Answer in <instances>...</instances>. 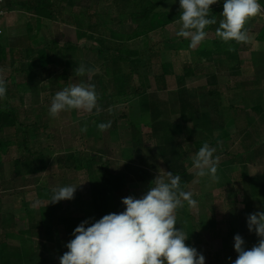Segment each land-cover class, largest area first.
Returning <instances> with one entry per match:
<instances>
[{
  "label": "rangeland",
  "instance_id": "374dc122",
  "mask_svg": "<svg viewBox=\"0 0 264 264\" xmlns=\"http://www.w3.org/2000/svg\"><path fill=\"white\" fill-rule=\"evenodd\" d=\"M63 3V14L59 8L55 7V18L43 19L37 23L38 31L35 33L36 40L34 42V47L37 49L48 43H56L59 58L55 68L59 82L57 86L53 87L50 81L43 82L40 78L29 85L30 80L27 75L16 70L15 63H13V61L18 60L21 61V64L26 63L30 69H33L32 63L24 57L25 53L19 58L16 57L15 60L10 55L7 60L0 62V76L6 81V88L11 90V94H13L0 99V108H15L20 122L28 124L29 130L36 128L33 126L36 123L38 129L36 136L29 137L28 148L23 146L24 137L19 133V126L7 128L0 133V139L6 141L11 139L13 143L9 147L8 153L3 155L4 165L0 168V175L12 177L14 180L23 178L22 192H25L23 196L25 201L33 202L31 207L37 215L39 214L38 209L46 206L50 200H40L36 194H43L45 191L51 192L53 188L64 185L78 186L72 200H63L56 204L49 203L47 206L55 208L56 205L58 212L55 216L60 220L80 221L82 218L89 217V204L92 202V191L95 185L94 175L91 170L76 171L67 168L59 162L60 157L73 155L77 160L83 161L93 150L102 148L104 153H101L100 156L101 158L102 156L105 157V160L108 158L109 171L107 174L114 182V195L123 211L125 206L122 204V198L128 196L140 198L151 186L152 181H142V179L137 178L135 169L148 170L155 177L160 173L165 179H167L165 171L167 172L168 169L160 155L156 141L151 137L150 114L140 110V95L133 94L132 97L116 95L118 89L115 85L114 76L112 73H104L105 69L102 62L98 60L96 52L90 50L93 47V42L88 40L85 43L78 42L75 29L76 21L72 17L81 19V14H85L89 7H93V12L108 7L110 13L101 15V20H109L108 16L112 17L113 20L108 22V31L104 32L108 46H110L109 44L113 46L118 44L138 51H145L146 48L159 49L158 54L150 57L153 60L149 59L143 63L139 71L143 74L148 94H156L158 101L165 103L164 105H169V108L173 106L179 110L180 99L187 97L188 100L194 102L195 100L191 98L202 95L205 90L223 94V99L227 101V96H232L234 92H238L244 83L261 80L264 89V61H262L264 43L256 41L257 34L264 25V13L250 18L245 24L249 40L240 45V62L238 65L240 71L236 73L228 68L227 61L223 56L215 54L213 61L209 63L203 53L206 46H210L219 40L222 41L216 35V28L219 26L220 20L223 19L221 13L215 24L216 28L209 31L205 30L206 38L193 48L188 39L176 36L180 27L179 19L154 33L148 32L150 22L147 20L139 28L130 20L121 22L120 14L126 13L130 5L125 0H75L73 6L69 4L68 0L63 1ZM157 3L158 0H153V5L157 6L156 11L158 8L169 12L180 9L179 0H166L159 6ZM221 4H223V0H218L211 7L217 8ZM14 11L8 17L7 24L4 25V35L0 38L2 47H9L11 42L10 39H7L10 35L9 32L20 37L28 31V17H26L25 11L19 8H14ZM137 30L147 31L149 34L137 39H129ZM111 33L117 34L120 38L112 40L113 34ZM110 40L113 43H109ZM163 42H169L171 45L167 49L162 48ZM87 61L95 67V70L93 73L85 72L82 74L79 72V68L81 66L86 68ZM164 67L171 69L169 70L171 74L166 77L168 90L158 91L156 78L163 75ZM186 73L190 75L182 84L180 78L184 77ZM212 81H215V84H212ZM85 83L95 86L97 97L102 95L113 97L112 105L108 107L106 112L115 121L116 127L101 132V139L99 140H93L94 137H88L85 132H81V128L86 127L84 121L91 116V113L72 109L63 111L57 117L52 118L48 111L56 92L73 84ZM134 84L135 88H140L139 76L137 75L134 77ZM16 86L22 88L30 86V89L22 91ZM98 107L100 109L99 105ZM112 110L114 112L113 117ZM252 116L258 127L262 129L264 124L260 115H253L252 113ZM180 119L181 116L178 114L171 116L174 123L180 122ZM131 121L134 122L133 125ZM134 128L140 131L139 136L135 138L133 137ZM200 138L198 137V139ZM229 143L230 153L235 154L243 151L242 136L233 137ZM260 144L264 146V139ZM200 148L199 144H189L182 147L185 153L182 160L191 174L196 173L192 162ZM27 150L38 154L35 159H39L40 171L28 174L25 166L20 165L19 175L15 176L14 163L16 160L24 161L27 159L29 157ZM41 151L43 158L40 162L39 152ZM218 158V180L212 181L208 177H199L195 174L187 191L192 193V198L197 201V204L190 207L187 202H184L183 207L178 208L175 212L177 224L174 227L183 229L188 236L185 243L204 255L205 264H232L238 255L234 250L235 235L233 232L240 230L241 221L246 215L243 203V187L239 182L236 183V180L240 179L244 172L252 178L264 176V149L255 163L246 166L240 163L241 161L229 165L224 155H220ZM150 164L152 168H150ZM212 222L216 225V229L221 230L226 236L224 240L222 237L214 238L211 233ZM51 227L57 238L63 235L56 226ZM239 235L244 239L245 246L251 248V242L248 238L240 233ZM254 244L258 243L255 242ZM32 246L34 247L36 244ZM227 251H230L231 258H226L225 253Z\"/></svg>",
  "mask_w": 264,
  "mask_h": 264
},
{
  "label": "trees",
  "instance_id": "16d2710c",
  "mask_svg": "<svg viewBox=\"0 0 264 264\" xmlns=\"http://www.w3.org/2000/svg\"><path fill=\"white\" fill-rule=\"evenodd\" d=\"M63 1L12 0L9 2V7L11 9L14 10V8H19L20 10L25 11L26 17H28L27 38L22 39L20 37L16 40L11 38L8 50L0 45V62L7 60L10 55L15 60L16 57H20L21 52L26 53L27 59L32 63V70L26 65V63L21 64V61L15 60L13 63H15L14 66H16V70L27 75V78L30 80L29 85H31L32 82L35 83L38 78L42 79L43 82L50 81L53 87L59 84L55 70L57 63L59 62L56 43H48L38 49L34 47L32 43L35 42V33L38 31L37 23L41 22L43 19L55 18L54 9L55 7L59 8L62 12L64 10ZM68 1L71 6L75 3V0ZM125 1L130 5L128 6L126 13L123 12L120 14L121 22L130 20L139 28L147 20L150 22L149 33L164 29L169 24L176 22L180 17V9L169 12L162 8H158L156 11L157 6L153 5V0ZM165 1L166 0H158L157 5H162ZM261 4L262 7H264V0H261ZM109 9L110 8L108 7H104V9L100 11L98 10L97 12L94 11V13L92 11L94 10L93 7H89L85 14H81V19L79 18L78 20L75 16L72 17L73 20L76 21L75 25L78 42L85 43L86 40L93 42V47L90 50L96 52L98 60L102 62V66L105 69L104 73H112L114 76L115 85L118 89L116 95L125 97H132L133 94H136V96L137 94L140 95L141 112L150 114L152 127L151 137L156 141V144L160 149V155L163 157L168 171L181 177L182 189L187 191L188 186L195 177V174H191L188 171L182 160L185 155L184 150L182 149L183 146L199 144V146L202 147L204 144L209 143L208 145L215 149L214 156L220 157V155H224L229 165L237 164L238 161H241L240 163H243L244 166L255 163L264 149V146L260 144L264 139V126L262 129L259 128L252 116V113L253 115L259 114L264 124V89L262 87V81L254 80L250 83L242 84V88L238 90V92H240L238 93L236 91L232 96L228 95L227 101L223 99V94L221 95L216 91L205 90L202 95H199L196 98H191L195 100L194 102L188 100L187 97L180 99L179 110H176L173 106L169 108V105H164L165 103L157 100L156 94L150 95L146 92V83L143 79V74L139 71L140 66L143 63L147 62L149 59L153 60L150 57L158 54L159 49L154 50L153 48H146L147 50L145 51H138L118 44H114V46L109 44L110 46H108L104 32L108 31V22L113 20L110 16H108L109 20H101V15H108V13H110ZM211 10V15L217 20L220 13L223 12V4L217 8L211 7ZM215 28L216 26L214 24L207 26L205 30L209 31ZM148 32L137 30L131 37H129V39H137L141 36L148 35ZM118 38L120 37H118L117 34H113L111 37L112 40ZM112 40H110L109 43H113ZM256 41L264 43V25L257 34ZM169 45H171L169 42H163L162 48L167 49ZM240 45L241 43H237L236 41L225 43L219 40L210 46H206L203 53L206 61L209 63L213 61V56L215 54L223 56L227 61L228 68L233 72L238 73V71H240V66H238L240 62ZM262 61H264V57L262 58ZM85 66L86 69L91 70L88 71V73L94 72L95 67L90 64L89 61L86 62ZM164 68L165 72H163V75L156 78L158 81V83L156 82L158 84V91L168 90L166 77L171 74L169 71L171 69ZM135 75L139 76L140 88L134 87ZM189 75V73H186L184 77L180 78L182 84ZM38 82L40 83V81ZM212 84H215V81H212ZM16 88L22 91H28L30 86H25V88L16 86ZM6 89L5 96H8L11 94V90L8 88ZM112 99V96L102 95L101 97H98L97 103L100 106L101 111L97 113L93 110L91 116L87 117L84 121L85 126L87 127L86 134L88 137H94L93 140L101 139V131L97 128L99 123H107L110 121L111 127L108 129L116 127L115 121L111 119V116H108L109 113L106 112L108 107L112 105ZM174 114L181 116L180 122L174 123V121L171 120V116ZM113 116L114 112L112 110V117ZM131 124L133 125L134 122L131 121ZM17 126H19V133L24 137L23 146L28 148L29 137L37 135V124L35 123L33 125L36 128L29 130L28 124L19 121L15 108H0V133L7 128H17ZM139 132L140 131L137 128H134L133 137H138ZM235 135L242 136L243 151L233 154L229 151V141L233 137L236 138ZM198 137L201 138L198 139ZM12 144L11 139L7 141L0 139V162L2 161V156L8 153V149ZM27 151L29 153L27 159L24 161H15L14 166L16 168V173H19L18 169L20 168V165L25 166L28 174L40 171L39 159H35L38 154L31 150ZM101 153H104V150L102 148H96V150H93V152L83 161L77 160L73 155L59 158V162L69 169L76 171L91 170L95 179V185L93 186L92 191V202L89 204V217L82 218L80 221H74L71 219L60 220V218L54 216L53 207L52 209L51 207L48 208V213L43 214L44 220L50 219L53 223L52 225L60 228L64 237L67 239L69 238V240L74 238L72 233L82 221H96L106 214L120 213V211L123 212V210L120 209L121 206L119 201L116 200L117 198L114 195V182L107 174L109 171L108 158L107 160H105V157L103 156L101 158ZM39 155L41 162V158H43L42 151L39 152ZM150 168H152V165ZM135 173L137 178L142 179V181H153L155 178V176L148 170L138 168L135 169ZM236 181V183L239 182L243 187V203L245 205L246 215H244V218L241 221L240 230L233 232V234L237 235V233H240L241 235H244L245 238H248L251 242L250 245L252 247L255 245V242H259L260 238L255 232H250L248 230L247 216L251 213L264 211V176L261 178H252L244 172L241 175V178ZM44 194L50 195L51 192L45 191ZM211 233L216 239L222 237L224 240L226 237L221 230L216 229V225L213 222L211 223ZM43 245L46 246V244ZM33 251H31V255H33ZM35 253L37 252L35 251ZM225 256L226 258L232 257L230 251H227ZM35 259L36 261L39 260L38 257Z\"/></svg>",
  "mask_w": 264,
  "mask_h": 264
},
{
  "label": "clouds",
  "instance_id": "9594fccd",
  "mask_svg": "<svg viewBox=\"0 0 264 264\" xmlns=\"http://www.w3.org/2000/svg\"><path fill=\"white\" fill-rule=\"evenodd\" d=\"M217 2L179 0L180 27L176 36L188 39L193 48L199 45L207 36L205 28L217 23L211 15V5ZM262 10L261 0H223V19L216 28V35L225 43L248 42L245 24L250 18L264 13ZM88 71L91 70L83 66L79 68L82 74ZM6 91V81L0 76V99L5 97ZM97 100L93 84H73L55 93L49 115L55 118L72 109L98 113ZM109 127L110 121L97 125L101 132ZM81 132L86 133L87 127L81 128ZM214 153L215 149L208 144L197 151L192 162L197 176L218 180L219 158ZM165 175L167 179L159 173L142 197L122 198L123 212L106 214L96 221H82L72 233L74 238L66 243L68 251L59 258L60 264H205L204 255L185 243L188 236L183 229L174 227L177 224L176 210L183 207L184 202L194 207L197 201L191 192L182 189L179 175L171 171H165ZM77 187L53 188L49 203L72 200ZM247 227L260 238L259 242L247 248L244 239L235 235L234 250L238 255L232 264H264V211L249 214Z\"/></svg>",
  "mask_w": 264,
  "mask_h": 264
},
{
  "label": "crops",
  "instance_id": "0c3cea01",
  "mask_svg": "<svg viewBox=\"0 0 264 264\" xmlns=\"http://www.w3.org/2000/svg\"><path fill=\"white\" fill-rule=\"evenodd\" d=\"M9 34L8 40L11 38L16 40L20 37L22 39L27 38V32L20 37L12 35V32H9ZM4 48L8 50V47ZM262 49L264 48L262 47ZM23 54L21 52V55ZM24 57L27 58L26 53ZM3 165L2 160L0 168ZM18 175V173H15V176ZM22 180L23 178L14 180L12 177L0 175V264H60L59 258L68 251L65 245L70 240L64 235L57 238L51 227L53 226L52 221L50 219L44 220L43 214L48 213V208L51 206L39 208L38 215L32 210L31 205L33 202L25 201L23 196L25 192H22ZM36 195L40 200H50L51 197V194L46 195L44 193ZM53 212L54 216H57L58 209L56 205L55 208L53 207ZM57 230L61 231L60 228H57ZM33 244H36V246L33 247ZM43 244H46V246ZM33 250L38 251L35 253ZM31 251H33V255L30 254ZM34 257H38L39 260L36 261Z\"/></svg>",
  "mask_w": 264,
  "mask_h": 264
},
{
  "label": "built area",
  "instance_id": "2783aa9c",
  "mask_svg": "<svg viewBox=\"0 0 264 264\" xmlns=\"http://www.w3.org/2000/svg\"><path fill=\"white\" fill-rule=\"evenodd\" d=\"M11 1L12 0H0V36L3 33V27L7 18L15 12L9 7V2Z\"/></svg>",
  "mask_w": 264,
  "mask_h": 264
}]
</instances>
